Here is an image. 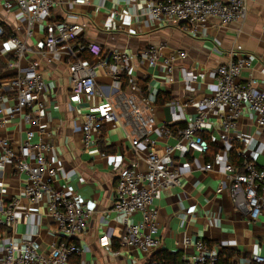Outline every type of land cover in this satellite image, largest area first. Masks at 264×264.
<instances>
[{"label":"built area","instance_id":"built-area-1","mask_svg":"<svg viewBox=\"0 0 264 264\" xmlns=\"http://www.w3.org/2000/svg\"><path fill=\"white\" fill-rule=\"evenodd\" d=\"M88 2L0 0V12L10 15L15 23L12 31L7 32L6 20L0 15V52L6 47V51L12 52L13 61L9 65L15 71V76L2 82L8 88L7 93L13 96V105L7 102L0 105V129L6 130L15 119L27 125L39 121L42 96L50 91L41 72V62L45 74L55 64L66 68L69 95L80 104L95 96L98 89L95 72L101 68L111 77L115 93L103 100L101 106L90 107L82 113L78 136L83 146L89 148L97 145L106 126L130 128L134 158L115 174L111 206L123 225L116 242L118 249L111 251L114 258H120L123 251L130 249L149 256L160 248L154 202L160 193L179 188L181 179L193 172L222 175L215 194L225 191L230 206L244 214L248 224L264 217V169L256 166L257 143L237 133L245 112L259 130H264V81L257 87L258 82L252 77L242 78L256 57L244 53L241 46H234L229 51L230 60L218 65L210 75L214 91L195 92V97L187 102L170 100L167 103L169 108H178L181 112L192 110L184 116L183 127L157 125L156 96L147 91V85L150 80L162 87L173 84L175 65L183 62L187 54L168 50L164 44L129 54L119 50L104 52L99 43L83 41L85 26L78 19L86 15L83 8ZM143 16L148 24L167 21L184 35L205 38L209 21L215 20L222 27L243 22L246 6L244 0H147ZM34 32L40 33V38H35ZM84 54L90 61L83 60ZM137 71L141 74L139 77L135 76ZM206 78L203 73L186 74L183 81L191 86ZM125 88L128 94L123 91ZM197 89L191 88V91ZM171 127L174 128L171 130ZM34 134L31 129L24 131L16 152L11 140L0 135V172L24 176L19 191L30 201L39 202L45 197L46 215L55 228V239L45 251L39 252L38 245L28 237L16 242L7 235L0 236V264H71V257L85 254L86 249L73 240L86 233L94 206L85 205L74 191L58 183L57 174L65 167L49 158L53 148L35 141ZM161 139L163 146L161 153H157L154 149ZM168 139L173 143H166ZM209 143L220 154L214 161H204L199 166L198 158L204 160L210 152ZM231 152L239 159L238 165L228 160ZM186 156L191 161L181 162ZM221 156L227 161L221 163ZM140 160L145 165L143 170L137 164ZM15 207V199L0 196V228L8 229L15 223ZM136 216L138 221L134 220ZM100 243L105 247L112 245L107 238ZM184 245H188L187 239ZM222 249L221 245L212 247L197 240L192 254H181V264H217ZM147 264L162 263L149 261ZM234 264H264V255L249 253L236 258Z\"/></svg>","mask_w":264,"mask_h":264},{"label":"crops","instance_id":"crops-1","mask_svg":"<svg viewBox=\"0 0 264 264\" xmlns=\"http://www.w3.org/2000/svg\"><path fill=\"white\" fill-rule=\"evenodd\" d=\"M145 1L147 0H89L88 5L83 8L86 15L78 21L85 26L82 40L99 43L104 52L119 50L129 54L142 51L151 45L164 44L168 50H181L187 54L183 62L175 65L174 83L162 87L150 80L147 85L150 94H168L171 100L183 103L194 98L195 92L206 94L214 91L215 84L210 75L218 65L230 60L229 51L236 45L241 46L244 53L256 57L251 69L243 72L242 78L252 77L258 82L257 87L264 81V0H244L246 17L243 22L222 27L215 20L209 21L205 38L184 35L167 21L148 24L143 16ZM0 15L6 20L4 26L7 27V32L12 31L10 29L15 25L12 17L2 12ZM34 35L35 38H40V33L38 35L34 32ZM7 48L0 52L1 106L5 102L9 106L13 105L12 94L7 93L8 88L2 84L15 76V71L9 65L13 61L12 52L6 51ZM85 57L83 60H90L88 56ZM43 64L41 62V72L50 91L42 96L43 107L39 121L27 125L15 119L6 130L0 129V135L11 140L13 151L16 152L24 131L33 130L35 141L53 148L49 158L55 164L57 162L65 167L57 174L58 183L65 184L74 191L75 196L85 205L94 206L86 233L73 240L86 249L85 254L83 257H71V264H147L158 251L190 255L197 240L212 247L221 245V248L231 250L234 253V262L239 256H247L249 253L264 255V217L254 224H248L246 216L230 206L225 191L220 195L215 194L222 175L193 172L181 179L179 188L160 193L154 202L158 213L160 248L149 256L130 249L128 252L123 251L120 258H114L111 251H115L113 248L117 247L116 242L123 225L121 219L111 211V206L116 185L115 174L127 163L133 162L134 158L130 128L106 126L97 145L85 148L78 136L81 115L90 107L101 106L103 100L113 97L115 90L112 79L106 70L97 69L96 94L89 102L80 104L71 100L69 95L66 68L55 64L45 74ZM199 73L207 75V78L196 85L184 84L183 78L186 74ZM140 75L139 71L135 74L136 77ZM124 79L127 81L126 77ZM197 87V90L191 91V88ZM123 91L128 94L126 88ZM157 106V125H183L184 116L192 112L190 108L184 112L178 108H169L167 103ZM237 133L243 139L256 141V166L264 169V130H259L253 118L245 112ZM163 141L161 139L157 142L154 149L157 153H161ZM165 141L168 144L173 143L171 139ZM217 154L220 153L216 147L214 154H208L204 160L198 158L197 164L202 166L204 161L212 162ZM227 158L236 163L231 154ZM227 158L221 156V163L227 161ZM184 161L191 160L186 156L184 160L181 158V162ZM137 164L141 170L145 168L143 161H137ZM24 180L22 175L0 172V196L11 197L16 201V221L8 229L1 228L0 236L7 235L16 242L28 237L38 245L39 252H43L54 241L55 228L46 215L45 197L39 202H32L20 193L19 186L23 185ZM134 220L138 221V216ZM103 238H107L112 245L101 246L100 241ZM185 239L188 240L187 246L184 245Z\"/></svg>","mask_w":264,"mask_h":264},{"label":"trees","instance_id":"trees-1","mask_svg":"<svg viewBox=\"0 0 264 264\" xmlns=\"http://www.w3.org/2000/svg\"><path fill=\"white\" fill-rule=\"evenodd\" d=\"M84 54V57L82 56V58H86ZM89 58V57H88ZM90 59V58H89ZM90 61V60H89ZM124 82H122V86L124 87L125 84V79L122 78ZM143 91L146 92V88H144V86L142 85ZM171 98L168 94H158L156 96V105H163L166 104L168 102H170ZM178 127H183V125H178ZM174 127H171L170 129L172 130ZM204 139H207L206 136H203ZM210 146V152L209 154L212 155L214 154L216 147L212 144L209 143ZM231 158L233 161H235L237 163V165L240 163L239 159H235V154L234 152H231ZM1 231V228H0ZM114 250H117L118 247H114ZM180 256L181 254L179 252H175V253H168L165 251H158L151 259V261H158L161 262L162 264H181V260H180ZM234 258V253L231 250H225L222 249L221 252L219 253V258H218V263L217 264H234V260L232 261V259Z\"/></svg>","mask_w":264,"mask_h":264}]
</instances>
